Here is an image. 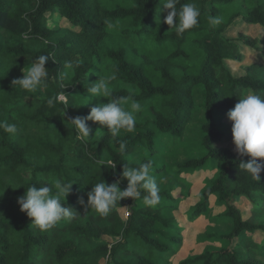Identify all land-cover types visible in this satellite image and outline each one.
Returning a JSON list of instances; mask_svg holds the SVG:
<instances>
[{"label":"trees","instance_id":"trees-1","mask_svg":"<svg viewBox=\"0 0 264 264\" xmlns=\"http://www.w3.org/2000/svg\"><path fill=\"white\" fill-rule=\"evenodd\" d=\"M191 2L201 10L200 23L177 36L163 23L167 12L160 0H0V120L18 129L14 136L0 129V264H101L103 260L105 264H171L166 258L171 252L168 245L180 244L182 237L163 233L176 228L175 219L164 216V210L177 208L170 188L159 187L165 204L151 208L142 199H125L107 217L91 208L85 211L79 200L86 203L87 193L101 180L108 185L119 180L125 190L127 180L121 175L127 163L136 167L150 159L151 174L163 172L165 164L155 159L169 153L168 148L178 149L198 106L204 115L196 137L202 157L179 166L195 170L213 164L217 172L201 191L203 202L192 208L189 219L193 222L204 215L213 197L222 206L219 218L227 225L224 234L214 237L226 247L180 264H264V239L254 238L264 231V172L260 181L253 180L239 169L240 160L246 162L248 157L219 148L228 130L219 120L227 118L242 95H264V63L255 62L244 69V75L233 76L226 63L243 59L237 42L224 32L237 20L264 28V0ZM55 14L69 23L68 29L47 27ZM210 15L223 17V23L212 28ZM105 21L117 27L108 30ZM6 38L13 42H4ZM239 41L248 48L264 43L246 36ZM36 46L41 49L32 50ZM40 55L49 57L45 67L52 78L44 90L55 86L54 97L63 91L67 95L65 101L56 100L55 107L48 106V99L12 87L14 79L22 78L21 70ZM67 61L79 66L66 69ZM64 71L68 75L62 78ZM99 75H115L110 83L114 95L139 101L143 110L134 130L117 137L89 121L93 131L85 143L76 139L75 128L66 122L88 116L97 102H108L99 98L86 104V89ZM30 98L27 112L9 114L10 108L26 106ZM144 112L154 117L149 124L143 123ZM159 142L170 144L159 148ZM120 143L126 145L124 152ZM134 157L139 160L133 161ZM108 161L116 164L114 169ZM53 178L74 183L66 204L80 215L42 232L20 211L17 200L31 184L39 189L41 181ZM241 200L251 205L248 217L237 206ZM122 210H128L125 220Z\"/></svg>","mask_w":264,"mask_h":264},{"label":"clouds","instance_id":"clouds-1","mask_svg":"<svg viewBox=\"0 0 264 264\" xmlns=\"http://www.w3.org/2000/svg\"><path fill=\"white\" fill-rule=\"evenodd\" d=\"M160 5L167 12L163 23L168 25L170 30H174L177 36H182L200 23L201 10L191 0L184 3L181 0H160ZM208 23L212 28H215L223 23V17L210 15ZM105 25L108 30H114L117 27L111 21H105ZM48 62L47 55L38 56L30 67H24L21 70L22 78L14 79L12 87L18 86L21 90L29 93L46 88L49 71L45 65ZM78 66L79 62L67 61L65 63L66 69ZM67 75V71L61 73L62 78ZM115 79V75H99V79L86 89L89 94L85 98L88 101L86 104L92 103L94 99L98 101L99 98H106L108 102L103 104L97 102L91 107L88 116H76L66 122L75 128L78 141L87 143L91 140L90 133L93 129L89 125V121L107 128L108 134L112 137L119 136L122 131L132 132L134 130L137 114L143 110V106L131 97L114 95L110 83ZM66 96L65 91L59 92L56 97L49 98L47 104L49 107H55L56 100H62ZM227 118L232 125V142L237 156L248 157L246 162L243 159L240 160L239 169L253 180L260 181V175L264 172V95L254 92L242 95L235 107L227 113ZM0 129L11 136H14L18 131L16 124L3 120H0ZM119 150L124 152L126 145L120 143ZM102 165L105 166L103 161H101ZM107 166L114 169L116 164L108 161ZM152 166L153 162L150 159L136 167L129 166L128 163L125 164L121 175L122 179L127 180L125 190L120 189L119 180L110 185L101 180L87 193V202L85 203L81 198L79 203L85 211L91 208L101 217L109 216L117 204L121 206L120 201L125 199L133 201L142 199L145 206L156 208L161 202V196L157 180L151 174ZM73 184L65 182L62 178L43 180L39 189L31 184L25 194L17 200L20 211L26 213L32 220L31 225L42 232L52 229L61 221H72L80 215L66 204V197L70 194Z\"/></svg>","mask_w":264,"mask_h":264},{"label":"rangeland","instance_id":"rangeland-1","mask_svg":"<svg viewBox=\"0 0 264 264\" xmlns=\"http://www.w3.org/2000/svg\"><path fill=\"white\" fill-rule=\"evenodd\" d=\"M16 2H26V0H15ZM47 27L49 29H65L69 27V23L62 19L58 14H55L51 20L47 22ZM218 27V26H216ZM215 27V28H216ZM226 38H230L237 42L240 47L242 62H227L226 67L230 70L231 74L235 77L245 74L244 69L255 62L264 63V43L256 44L255 48H248L242 44L239 40L241 36H246L251 40H262L264 42V28L254 25L248 26L243 23L241 20H237L228 29L224 32ZM4 42L11 43L10 38L4 39ZM41 49V47L36 46L32 47V50L36 51ZM48 79L50 81V75L48 73ZM36 99L46 100L53 98L56 95V87L52 86L48 89H40L35 93H31ZM197 105H200L199 92H195V98ZM33 100L26 101V106L19 105L18 107L10 108V115H19L28 111L30 103ZM57 101H65L64 99H57ZM200 106H198L197 111L193 115V121L190 123L187 128V133L179 140L181 147L178 149L168 148L169 153H165L162 156L155 159V162L158 164H165L166 169L154 175L157 180V183L161 190L167 188L171 190L172 199L177 200V208L175 210H164L165 217H171L175 219V226L171 231H163L166 236H179L182 237V242L178 245H168L170 246L171 252L166 255L171 264H180L181 261L188 258H194L200 255L205 254L207 251H218L226 245L222 241H218L214 236L224 234L227 230V225L225 220L219 218L223 212L222 206H219L216 203V200L213 197L208 201V208L204 215L197 218V220L191 222L189 219L192 208L202 203L201 191L205 188L210 180H212L213 175L217 172V169L213 164L205 165V168L187 170L180 168L179 163L184 162L190 159H200L202 157L200 153V148L196 140L197 137V128L204 120L203 113H200ZM12 109V110H11ZM31 111V109L29 110ZM76 111L77 108H76ZM3 114V111L0 110V117ZM143 123L149 124L154 117L152 114L147 112L143 113ZM219 124L222 127H227V135L225 140L219 145V148L228 149L232 151L236 156L234 150V144L232 142V133H231V122L228 118H222L219 120ZM152 125H149L151 128ZM134 134V133H132ZM162 138L157 136V139ZM175 142H178L174 140ZM158 147L168 146L170 143L159 142L157 143ZM133 161H138L139 158L134 157ZM173 188H176L174 191ZM183 189V190H182ZM166 203L167 201H161ZM239 210L244 215L248 217L251 210V205L247 200H241L237 204ZM128 210L120 211L121 218L124 220L127 218ZM160 228V227H159ZM254 238L259 242L264 239V231L256 233ZM101 264H105L103 260Z\"/></svg>","mask_w":264,"mask_h":264},{"label":"crops","instance_id":"crops-1","mask_svg":"<svg viewBox=\"0 0 264 264\" xmlns=\"http://www.w3.org/2000/svg\"><path fill=\"white\" fill-rule=\"evenodd\" d=\"M214 199V198H213Z\"/></svg>","mask_w":264,"mask_h":264}]
</instances>
